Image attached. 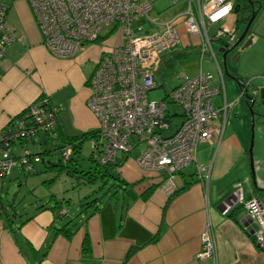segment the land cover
<instances>
[{"label": "crops", "instance_id": "obj_1", "mask_svg": "<svg viewBox=\"0 0 264 264\" xmlns=\"http://www.w3.org/2000/svg\"><path fill=\"white\" fill-rule=\"evenodd\" d=\"M6 3V25L19 40L8 45L0 58V131L42 93L60 106L56 132L62 137L95 131L97 119L86 104L87 79L99 58V44H86L71 58L56 57L44 45L28 1ZM235 20L233 12L227 23ZM219 50L222 52L221 47ZM219 65L222 77L216 65L215 75L224 89L213 98L216 106L224 99L233 101L241 91L237 84V91L230 96L227 76ZM259 74L262 76L251 73L248 81L257 82L256 86L264 84V73ZM238 101L224 124L220 118L214 120L211 137L197 145L195 163L171 179L166 170H142L132 150L118 154L107 166L111 176L96 180L101 182L99 189L106 186L103 195L82 197L75 211L55 196L34 206L32 214L24 218L17 212L10 216L1 204L0 264H264V247L248 230L254 222L249 217L247 221L243 207L233 204L227 213L221 208L223 199L234 201L232 194L238 183L244 199L257 197L264 206V124L256 121L253 127L254 175L248 153L250 118L242 99ZM41 138L42 143H28V148L51 155L53 150L44 148L47 141H52L54 148L61 144V137ZM22 144L18 141L12 151L18 153ZM197 164L205 167V178ZM32 171L36 172L34 165ZM108 180L113 181L109 186ZM3 212L11 221L4 220ZM208 223L214 230L216 257L199 259L195 255ZM64 229L72 232L70 237Z\"/></svg>", "mask_w": 264, "mask_h": 264}, {"label": "built area", "instance_id": "obj_2", "mask_svg": "<svg viewBox=\"0 0 264 264\" xmlns=\"http://www.w3.org/2000/svg\"><path fill=\"white\" fill-rule=\"evenodd\" d=\"M27 1L44 45L54 56L71 58L84 45L100 41L99 58L87 79L86 102L97 119L91 146L100 165L113 164L117 153H129L142 144L135 159L137 165L144 171L166 170L171 179L176 172L195 163L197 145L211 137L214 120L220 118L224 124L239 100L224 99L221 105H214L213 98L222 93L224 85L202 65L209 54V61L217 66L222 77L212 44H230L235 39L236 24L226 20L233 14L236 0H183L187 2L186 12L163 23L164 29L157 32H153V24H162L151 16L156 0ZM7 9L6 0H0V58L8 45L19 40L6 25ZM218 22L221 25L211 33L210 26ZM223 37L226 41H222ZM181 43L196 48L199 70L194 75H184L166 100H149L148 91L157 88L155 72L161 54ZM172 105L179 111H173ZM59 111L60 106L53 105L42 93L0 131V185L15 164L30 171L34 163L42 160L40 150L33 151L27 144H37L43 135L52 138ZM176 116L180 118L177 125ZM18 141L24 144L15 154L12 148ZM57 151L66 161L72 155L73 145L60 144ZM196 167L205 178V167ZM166 188L171 192L168 183ZM232 195L234 201H221L222 212L227 213L233 204L243 207L255 224V242L264 247V206L257 197L244 199L241 183ZM200 241L196 258H215L214 230L209 223L201 232Z\"/></svg>", "mask_w": 264, "mask_h": 264}, {"label": "rangeland", "instance_id": "obj_3", "mask_svg": "<svg viewBox=\"0 0 264 264\" xmlns=\"http://www.w3.org/2000/svg\"><path fill=\"white\" fill-rule=\"evenodd\" d=\"M186 8L187 2L183 0L177 3H172L171 0H156L153 3L151 16L155 17L157 23L162 25L159 26L153 24V32L163 30V23L186 12ZM229 19L230 16L227 18L226 22ZM220 25L221 22L212 24L209 28L210 32L213 33ZM243 28L244 25L240 26L236 32L235 39L231 43L238 38ZM250 36H252L250 44L244 48L239 44L234 49L227 52L225 66L222 61V52L219 50L220 47H222L221 42H213L216 58L218 62L221 63L222 70L227 76L226 87L230 96L237 91V80L228 77L229 74L230 76L242 78L245 82L251 78V73H257L258 76H262V74L259 73H264V5H262L256 13L244 42H246ZM254 38H257V42H255L256 39ZM222 41H226V38L223 37ZM90 44L92 45V43ZM93 44L98 45L100 44V41L94 42ZM195 49L196 48L193 47H185V44L181 43L173 50L161 54V63L155 72L157 88L148 91L147 97L149 100H166V95L183 79L184 75H193L197 73L199 69L198 55ZM209 57V54L205 55V59L203 60V70L216 74L217 70L215 64L209 61ZM235 57H237V59H235ZM256 83L257 82L252 81L251 86H256ZM216 102L217 99H213V103ZM238 103L239 101L235 103V105ZM171 108L173 111H179V108L175 105H172ZM179 119V117H175L174 122L176 125L179 124ZM249 128L251 138L250 123ZM42 140L43 138L40 139L41 143ZM254 141L255 136L253 128V144ZM47 142L48 143L44 145V148H51L53 152L51 155H43L42 162L40 161L41 163L34 164L36 172H33L32 170H24L18 163L13 166L11 173L1 180L0 204L8 209L10 216H12L14 212H17L20 215L19 217L23 218L27 215H31L34 206L49 202V199L52 196H55L57 201L65 204L67 209L72 212L79 209L78 200L83 201L82 197L86 195L88 197H101L106 190V186L103 187V190L99 189L101 186L100 181H88L86 173H84L88 170H94V162L90 159L91 152L94 151L91 146V139L85 140L81 144L79 153L73 155L74 161L71 164V167L77 170L75 173L70 171V167L68 166L67 168H61L58 166L60 163H62V165L66 164V161L63 162L61 160L58 151L53 147V142ZM29 148L31 150L33 149L30 146ZM142 148V144L138 145V147L133 149L132 154L138 155ZM118 154H120V152L117 153V155ZM252 157L255 175L256 162H254L253 149ZM112 183V180H108V186Z\"/></svg>", "mask_w": 264, "mask_h": 264}, {"label": "water", "instance_id": "obj_4", "mask_svg": "<svg viewBox=\"0 0 264 264\" xmlns=\"http://www.w3.org/2000/svg\"><path fill=\"white\" fill-rule=\"evenodd\" d=\"M259 3V2H257ZM248 4L251 5L253 11L249 17V19L247 20L242 32L240 33V35L238 36V38L233 42V43H227L224 42L222 44V47L225 49V51L222 52V61L223 64L225 66V59H226V54L228 51L234 49L236 46L239 45V43L241 44L242 40L244 39V37L248 34V31L250 29L251 23L256 15V13L258 12V10L262 7V3L258 4V7L255 9L254 8V3L252 0H248ZM242 5L240 3H236L234 5L233 8V12L235 14H238V11L241 9ZM252 41V36H250V38L248 40H246V42H244L243 44H241V47L244 48L245 46H247L248 44H250ZM235 59H237V57H235ZM227 72V71H226ZM227 74V73H226ZM228 75V74H227ZM228 77L234 78L237 80V84L240 86L241 91L239 93L238 96L239 100L242 99L244 105L246 106L249 118H250V125H251V142H250V146L248 148V153H249V158H250V167H251V172H253V157H252V146H253V127L255 122H259L264 124V84L260 85V86H251V83H243L242 80L240 78H237L235 76H230V74L228 75ZM251 86V89H250ZM254 182V178L252 179ZM249 216H246L245 218L248 219L247 221H249ZM255 228V224L251 223L248 226V230L250 232H253Z\"/></svg>", "mask_w": 264, "mask_h": 264}, {"label": "trees", "instance_id": "obj_5", "mask_svg": "<svg viewBox=\"0 0 264 264\" xmlns=\"http://www.w3.org/2000/svg\"><path fill=\"white\" fill-rule=\"evenodd\" d=\"M241 2H243V0H241ZM262 4H264V3H262ZM249 15L250 14L246 15L245 13L236 14V20H235L236 32L238 31V29L240 28V26H242V25L245 26L247 20L249 19ZM221 50H222V52L225 51V49L223 47H221ZM56 128H57V126H56ZM56 131L57 130L55 129V131H54L55 134L52 137H54V138L61 137V144H63V143H70V144L73 145L72 155L68 158V160H66V164L62 165V163H60V164H58V166H60L61 168H65V167L67 168V166H68V167H70V171H72V172L75 173L77 170L75 168H72L71 167V164L74 161L73 155L79 153L80 148H81V144L85 140L92 139L94 137L95 132L92 130V131L84 132V133H82L80 135H77V136L62 137V135L58 134ZM58 147L59 146H55L54 149L57 150ZM45 154H47L45 150L40 151L41 158ZM90 159L94 162V170L93 171L88 170V171L84 172V173H86V176H87L88 181L94 182V181H96L99 178H103V177L111 176L112 175V173H110V172L107 171V166H109V165H100L97 162L96 155L94 154V151L91 152ZM62 161L65 162L64 160H62ZM67 163L70 164V165H68ZM150 191H151V188L147 191L146 196L149 194ZM1 213L2 212L0 210V215H1ZM3 213H4V220L11 221V218H9L7 212H3ZM27 219H30V217H27ZM64 233H65V236L66 237H70V234L72 232H70L69 230H65L64 229ZM87 243L88 242L86 240V242H85V245L86 246H87Z\"/></svg>", "mask_w": 264, "mask_h": 264}, {"label": "flooded vegetation", "instance_id": "obj_6", "mask_svg": "<svg viewBox=\"0 0 264 264\" xmlns=\"http://www.w3.org/2000/svg\"><path fill=\"white\" fill-rule=\"evenodd\" d=\"M254 3V8L256 9L258 7L259 3H264V0H252ZM259 2V3H257ZM235 3H240L242 5L241 9L238 11V14L240 13H245L246 15L252 13L253 9L251 7V5L248 4V0H243V2H241V0H236ZM249 15V17H250ZM246 38V36L244 37V39ZM244 39L242 40L241 44H243ZM240 44V43H239Z\"/></svg>", "mask_w": 264, "mask_h": 264}, {"label": "bare ground", "instance_id": "obj_7", "mask_svg": "<svg viewBox=\"0 0 264 264\" xmlns=\"http://www.w3.org/2000/svg\"><path fill=\"white\" fill-rule=\"evenodd\" d=\"M250 218V217H249Z\"/></svg>", "mask_w": 264, "mask_h": 264}]
</instances>
